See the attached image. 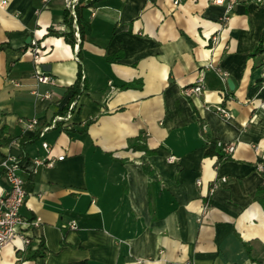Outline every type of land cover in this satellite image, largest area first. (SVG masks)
<instances>
[{"label": "crops", "instance_id": "0c3cea01", "mask_svg": "<svg viewBox=\"0 0 264 264\" xmlns=\"http://www.w3.org/2000/svg\"><path fill=\"white\" fill-rule=\"evenodd\" d=\"M68 1L0 0V153L22 160L21 215L39 220L0 264H264V0H236L226 22L212 0H99L83 12L81 54L78 28L74 47L63 36ZM210 62L233 89L206 69L203 93L186 97ZM79 70L86 87L71 101ZM203 132L232 154L205 155ZM43 142L65 159L35 167ZM41 243L45 256L30 258Z\"/></svg>", "mask_w": 264, "mask_h": 264}, {"label": "built area", "instance_id": "2783aa9c", "mask_svg": "<svg viewBox=\"0 0 264 264\" xmlns=\"http://www.w3.org/2000/svg\"><path fill=\"white\" fill-rule=\"evenodd\" d=\"M78 0H69L68 9L71 13L75 15V5ZM214 4L224 5L225 14L222 17V21L226 22L229 18L230 13L234 11V6L236 0H212ZM175 4L179 3V0L174 1ZM74 26L77 29L76 20H74ZM215 39V38H214ZM36 50V49H35ZM39 56H35V62L38 64ZM213 69L220 76L221 80L226 83L228 79V73L221 68L215 66L213 63H208L198 72L197 77L193 83L189 86L183 88V93L188 98H193L201 95L205 88V70ZM35 77L38 82L48 83L50 82V77L45 75L44 72L38 69ZM49 97V94L46 95ZM73 108V106H71ZM71 112H68L66 116H55L49 124L41 128L40 136L47 131L48 129L54 128L59 122H64L69 117ZM217 113L224 118L229 117V112L223 108H217ZM21 126L24 130H35L39 122L37 119L31 120H21ZM64 124V123H63ZM43 148L46 150L47 155L43 158H34L32 160L34 166H46L53 167L57 161H63L65 155H59L56 158L51 157V147L47 142L42 143ZM218 147L221 149L222 154L227 157L232 154L235 148L234 143H224L219 141ZM173 157H170V160H173ZM22 160H19L15 157L7 155L0 164V177H3L7 184V190L0 192V249L12 244L16 239H19L23 245V248H27L31 243V238L27 235V230L34 225H37V220H25L21 215V208L24 205V201L27 195L25 189V181L19 174V171L22 168ZM223 182L227 180L226 177H222ZM200 184V181H198ZM76 224L72 223L71 228H75ZM141 263V262H139Z\"/></svg>", "mask_w": 264, "mask_h": 264}, {"label": "trees", "instance_id": "16d2710c", "mask_svg": "<svg viewBox=\"0 0 264 264\" xmlns=\"http://www.w3.org/2000/svg\"><path fill=\"white\" fill-rule=\"evenodd\" d=\"M97 1L99 0H78L76 5H75V15H73L70 11V9H66L64 12V21L66 25L69 26L70 31L66 34H63L65 41L70 44L72 47L75 46L76 43V38H75V26H74V20H76V23L78 25V32H79V38H80V43H79V52L78 54H81L83 43L86 39L87 33L90 31L91 27L90 25L86 22L84 19V10L88 7L93 6ZM264 52V30L259 38L258 45L256 46L254 53H263ZM121 58V54L117 53L114 54L113 56L108 57V61H116ZM135 84H127L125 87H134ZM85 82L82 81V72L81 70L78 71V76L74 84L70 87V90H72V95H71V101H76L79 96L81 95L83 89H85ZM73 110V109H72ZM70 110L69 106L65 108L61 113L62 115H66ZM59 124H57L58 126ZM66 131H69L68 128L64 127ZM203 135L207 139L208 142V147L205 151V155L207 156H217L218 162H221L224 159H227L221 152V149L218 147V140L215 139L214 137L210 136L206 132H203ZM10 141L9 138H3L0 139V148L4 145H6ZM25 141L22 140V142ZM4 157L0 153V164ZM0 172L1 169H0ZM263 176H264V171H263ZM255 201L258 202L264 209V182L262 185H260L256 192H255ZM64 243V242H63ZM62 243V244H63ZM244 245L247 248L248 253L250 252V246L248 242H244ZM45 246L43 243L40 244L38 250L36 253H34L30 258H35L36 256L43 257L45 256ZM253 264H262L261 259H253L252 260Z\"/></svg>", "mask_w": 264, "mask_h": 264}, {"label": "water", "instance_id": "95a60500", "mask_svg": "<svg viewBox=\"0 0 264 264\" xmlns=\"http://www.w3.org/2000/svg\"><path fill=\"white\" fill-rule=\"evenodd\" d=\"M31 40V38H28V41H30ZM227 83H228V85H229V87H230V89H233V82H232V80L231 79H228L227 80Z\"/></svg>", "mask_w": 264, "mask_h": 264}]
</instances>
